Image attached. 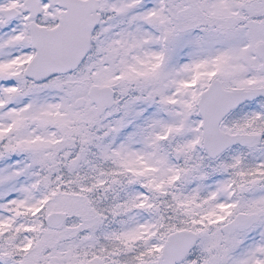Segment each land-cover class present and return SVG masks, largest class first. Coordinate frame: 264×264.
Masks as SVG:
<instances>
[{
    "label": "rangeland",
    "instance_id": "1",
    "mask_svg": "<svg viewBox=\"0 0 264 264\" xmlns=\"http://www.w3.org/2000/svg\"><path fill=\"white\" fill-rule=\"evenodd\" d=\"M102 2L115 17L96 39L101 50L74 75L41 85L23 75L32 56L26 16L0 19V264H160L178 220L200 237L181 264H264V144L209 160L195 106L214 77L226 87L264 85L254 50L264 42V0ZM94 84L116 88V106L102 116L88 102L75 107ZM259 104L223 128L263 133L243 122L264 121ZM113 118L129 122L120 179L95 164L111 153L102 145ZM57 153L75 155L64 175L47 169ZM209 210L220 222L199 224ZM55 211L68 217L61 230L45 224ZM248 211L261 214L252 230L221 233Z\"/></svg>",
    "mask_w": 264,
    "mask_h": 264
},
{
    "label": "water",
    "instance_id": "2",
    "mask_svg": "<svg viewBox=\"0 0 264 264\" xmlns=\"http://www.w3.org/2000/svg\"><path fill=\"white\" fill-rule=\"evenodd\" d=\"M33 34V43L37 54L25 73L37 81L74 70L86 55L87 45L85 46V42L87 40L84 42L82 39L80 40L84 36L82 33L71 34L66 42L60 40L61 36L57 33L45 35V40L42 39L44 35L41 34L38 39V33L33 31ZM255 50L262 61L260 71L264 73V43L258 44ZM89 97L90 102L96 104L99 114L114 104V91L110 87L93 86L89 91ZM260 97H264L263 87L249 90L239 88L227 90L219 79H214L201 94L198 107L203 118L204 146L210 158H217L233 145L254 146L261 140L262 136L257 134L231 135L223 132L220 128L221 121L227 114L243 103L254 101ZM75 101L77 107H82L85 105L86 99L79 98ZM47 218V226L55 229H61L66 221V215L61 212H53ZM257 221L256 215L248 216V214L241 213L231 223L225 225L223 231L231 234L233 230L248 228ZM196 241L197 235L193 232L177 231L170 234L163 246L160 257L161 264L180 263L190 253Z\"/></svg>",
    "mask_w": 264,
    "mask_h": 264
},
{
    "label": "flooded vegetation",
    "instance_id": "3",
    "mask_svg": "<svg viewBox=\"0 0 264 264\" xmlns=\"http://www.w3.org/2000/svg\"><path fill=\"white\" fill-rule=\"evenodd\" d=\"M66 1L67 0H0V19L3 20L6 25L12 23L11 20L8 21L5 18V15L8 10H12L14 8L19 14L18 18L22 17L23 15L26 16L25 24L27 30L31 23L43 28L44 30H51L58 26H62L63 28L61 29H64L65 32H68L71 28V24L69 22L61 23V20L63 19L62 16H64L69 10L68 6L65 5ZM102 1L103 0H97V2L94 1V5H98L97 7L101 16V22L98 28L92 32V38L98 35V30H100V33L102 32L103 25L104 27L107 26L108 12L106 7L102 4ZM30 4L32 6H30ZM30 8H32L33 11L39 12L40 14L32 19L30 17V13L28 12ZM72 25L74 26L76 23L74 22Z\"/></svg>",
    "mask_w": 264,
    "mask_h": 264
},
{
    "label": "trees",
    "instance_id": "4",
    "mask_svg": "<svg viewBox=\"0 0 264 264\" xmlns=\"http://www.w3.org/2000/svg\"><path fill=\"white\" fill-rule=\"evenodd\" d=\"M116 126H118V125L116 123H113V125H112L113 130H112L111 134H112V137H114L112 142L115 144H118L125 137V133H124V130L122 127L114 129ZM96 154H98V153H96ZM68 156L66 158L64 153L55 154L54 162H51L47 166L48 171H50L56 175H58V174L64 175L65 173H67V171L64 169L66 167V164L71 161L73 155H68ZM117 159H119V158H117ZM117 159L114 157L110 158L108 160L106 158H104V159L101 158V159H98V161H96L95 164L97 165L98 171H103L104 175L107 178L111 177V176H115V175H117V177H121V175H118L119 173H117V170L114 167L115 166L114 161ZM179 222H180V220H179ZM175 224H176L175 228H180L181 224L176 223V222H175Z\"/></svg>",
    "mask_w": 264,
    "mask_h": 264
}]
</instances>
